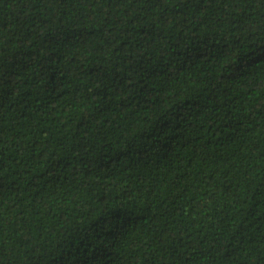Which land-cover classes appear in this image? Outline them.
Returning a JSON list of instances; mask_svg holds the SVG:
<instances>
[{"label":"trees","instance_id":"16d2710c","mask_svg":"<svg viewBox=\"0 0 264 264\" xmlns=\"http://www.w3.org/2000/svg\"><path fill=\"white\" fill-rule=\"evenodd\" d=\"M0 264H264V0H0Z\"/></svg>","mask_w":264,"mask_h":264}]
</instances>
